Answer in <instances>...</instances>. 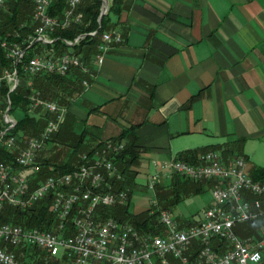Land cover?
<instances>
[{
	"label": "crops",
	"instance_id": "obj_1",
	"mask_svg": "<svg viewBox=\"0 0 264 264\" xmlns=\"http://www.w3.org/2000/svg\"><path fill=\"white\" fill-rule=\"evenodd\" d=\"M120 20L121 41L92 59L64 119L102 113L113 134L140 123L146 161L242 139L238 149L264 163V0H133Z\"/></svg>",
	"mask_w": 264,
	"mask_h": 264
},
{
	"label": "built area",
	"instance_id": "obj_2",
	"mask_svg": "<svg viewBox=\"0 0 264 264\" xmlns=\"http://www.w3.org/2000/svg\"><path fill=\"white\" fill-rule=\"evenodd\" d=\"M6 0H0V8ZM50 0H33L32 18L36 26L25 41L47 40V32L56 20L47 14ZM68 9L62 23L77 20L74 12L80 0H66ZM78 38V37H77ZM77 38L74 39L77 40ZM118 33L103 32L94 55V64L102 62L110 43H118ZM6 55L18 58L23 49L18 43L1 41ZM26 46V47H27ZM79 55L62 53L56 57L42 53L29 56L23 70L28 74L53 72L63 75L69 67H82ZM82 70H85V68ZM9 70L0 67V81L9 80ZM81 84L86 86V81ZM29 111L39 107L50 114L42 129L32 136L18 137L12 130L16 121L0 109V148L14 153L12 162L0 161V210L9 207L17 210L32 209L43 200L53 220L51 231L23 227L11 223L0 224V264H24L14 252L26 247L35 248L44 254V264L49 258H65L67 264H188L183 255L191 241L200 245L197 261L201 264H260L264 251V232L258 239L239 240L232 232L238 223L249 222L264 214V183L245 174V161L236 156L224 162L220 153L208 150L198 155L196 163L172 156L169 159L151 160L152 172L146 183L152 189L155 183L170 179L171 175L193 180H213L212 203L194 225L177 229L169 214L159 215V222L166 228L164 237L139 236L129 225H120L111 219L94 222L92 216L97 206H109L114 201H123L124 193L98 192L105 174H112L113 166L102 152L92 157L81 154L82 163L75 169L48 175L31 185L39 172L37 153L51 140L63 121L64 109L52 101L37 97V91L29 95ZM7 112V110H6ZM8 114V112H7ZM118 145L107 144L116 149ZM27 170V173H22ZM107 175V176H108ZM48 199V201L46 200ZM210 240L223 242V250L216 252Z\"/></svg>",
	"mask_w": 264,
	"mask_h": 264
},
{
	"label": "trees",
	"instance_id": "obj_3",
	"mask_svg": "<svg viewBox=\"0 0 264 264\" xmlns=\"http://www.w3.org/2000/svg\"><path fill=\"white\" fill-rule=\"evenodd\" d=\"M132 2L133 0H108L107 12L102 14L99 21H97L101 0H80L74 8V12L79 14V18L77 20L70 19V22L64 25L62 20L68 9L67 1L50 0L47 14L53 17L57 24L47 32L48 41L38 39L27 46L28 43L25 39L32 34L36 26V21L32 18L33 0L5 1L0 8V42L3 40L16 42L24 49L20 61L14 63L13 57L6 55V50L0 45V67L7 70L15 69L18 76V83L11 91H8L9 86L5 80L0 81V109L2 110L6 105L7 94L10 110L23 111L22 115L16 118V123L12 130L13 134L21 138L35 135L42 129L46 119L50 117L47 112H41L39 107L31 113L29 112L30 100L28 95L32 91H37L38 98L44 101H52L65 110L73 102L74 96H80L81 80H85L87 86L88 80L90 81L96 73V70L91 68V61L97 52L100 35L103 32L118 33L121 41V36L124 33L120 34L116 29L122 23L120 20L122 12L126 11ZM78 36L81 37L74 41ZM67 42L71 44H67ZM118 43H110L109 46ZM65 52L79 55L83 60L82 67L85 70H82V67L71 66L63 75L53 72H41L30 75L25 74L22 70V64L33 54L42 53L56 57ZM193 97L194 95L187 100L185 106L190 104ZM100 105L91 106L87 109V113L91 111L101 112ZM139 124L132 122L123 123L114 134L110 132L106 134L104 124L101 126L92 124L94 127L93 133L83 129L77 136L74 134L68 135L65 140L68 141L67 144L71 147V151L68 153L66 160L53 164L46 159L39 158L37 160L39 172L31 178V185H36V182L48 175L65 173L75 169L82 163V159L79 157L81 154L92 157L96 152L103 151V154L113 166V171L111 175L102 171L105 174V178L97 191H107L115 195L124 193V200L121 202L114 201L109 206L95 207L92 220L94 222H103L111 219L117 224L131 226L139 236L164 237L166 228L159 222L160 213L163 211L167 212L166 210L180 201L182 196L190 192L197 193L200 191V183L204 179L193 180L172 174L169 180L157 182L153 185L152 190L155 200L150 208L131 212L129 210L131 190L135 185L134 179L139 173V165L142 160L141 154L144 150L138 144L135 134V129ZM1 127L2 125H0ZM58 130L51 136V140L58 136ZM87 133L89 137L96 140L95 143L85 147L78 155H75ZM241 140L233 139L222 143L186 149L178 152L176 156L181 160L196 163L199 154L214 150L218 151L222 159L228 162L237 156L235 149H238L237 146ZM109 143L118 146L114 150L107 147ZM13 157V152L0 148V161L12 162ZM243 158L246 159L245 156ZM248 175L251 179L264 183V167L262 166H251L248 169ZM46 200L48 201V199ZM42 203L43 200H40L32 209L28 210L3 207L0 210V224L11 223L27 228L34 227L51 231L52 226L50 224L53 223V220L50 214L46 212V206H42ZM262 208L264 209V202L262 203ZM252 222L255 224V231L252 230L246 234V237L253 236L252 238L258 239L260 236L257 231L264 228V214L250 221V223ZM195 223L196 221L185 220L184 223L180 221L175 226L177 229H183ZM210 245L216 252L223 250L222 241L210 240ZM4 246L0 242V247ZM7 248L14 252L16 257L24 264H44V254L35 248L26 247L20 251L15 248ZM199 249L200 245L197 241L190 242V245L183 253L188 260V264H201L197 261ZM45 264H67V261L65 258H49L46 259Z\"/></svg>",
	"mask_w": 264,
	"mask_h": 264
},
{
	"label": "rangeland",
	"instance_id": "obj_4",
	"mask_svg": "<svg viewBox=\"0 0 264 264\" xmlns=\"http://www.w3.org/2000/svg\"><path fill=\"white\" fill-rule=\"evenodd\" d=\"M7 43H12V42H7ZM22 56L23 54L19 56L18 58L13 57L12 58L13 62L14 63L19 62ZM25 63L26 61L22 64V70L24 68ZM9 72H10L9 73L10 79L5 80V81L7 82L9 86L8 91H11L18 83V76L16 75L15 69L9 70ZM23 72L25 74H28L27 72H25V70H23ZM30 75H34V74H30ZM14 83L15 85L12 88V85ZM29 95H28V99H29ZM74 100H76V102L79 103L81 98L80 96H74L73 101ZM80 109H83V107H80ZM32 111H29V112L31 113ZM2 112L12 117L15 121H16V118H19L23 113V111L21 110H10V104H9L7 94H6V105L3 107ZM94 119H96L97 125L101 126L102 124H105L106 134L110 132L111 122L108 119H106L102 113H97V114L94 113L93 115L90 114L84 120L67 117L64 123H62L61 126L59 127L58 136L52 140H49L45 144V146L41 148V150L37 153V160L39 158L46 159L50 163H53V164L64 162L68 156V153L71 151V147L67 144L68 141L65 140V138H67L68 135H73V134L77 136L80 133V131H82L83 129L87 130V132L93 133L94 127L92 126V124L94 122ZM118 121L121 122L120 119ZM95 141L96 140H94L92 137H89L87 133L83 139V143H81L75 155H78L85 147H89L93 145ZM255 151H256V156H258L259 154H264V150L256 149ZM172 153L174 152L172 151ZM235 154L242 158L245 155L250 156L251 159L249 158V160L243 158L245 159L244 160L245 161V174L247 175H248V169L253 165L264 167V163L258 161L256 157H252L250 155V152L246 150L235 149ZM169 158L170 156L161 158V159L166 160ZM155 159H158V158H155ZM151 172H152V169L150 166V161H146L145 157H143V160H141V163L139 165V173L134 179L135 185L133 189L131 190L130 203H129V210L131 212H137L142 209L150 208L152 206V203L155 200L154 192L152 189H149L146 186L148 177ZM22 173L24 174L27 173V170H22ZM29 181L31 182L30 179ZM212 185H213V180H205V179L202 180V182L200 183V191H198L197 193L190 192L186 194L185 196H182L180 201H178L176 204H174V206H171L166 210L175 225H178L180 221L183 223L185 222V220L192 222V221H197L198 219L202 217L201 215L202 211H204L212 203L211 191H210ZM254 226L255 224L253 222L250 223V221L244 222V223H238L232 227V232L235 234V236L239 240L241 241L246 240L247 238L253 237V236L246 237V234H248L252 230L255 231ZM262 232H264V228H261L260 231H257V234H259L260 236ZM262 256L264 257V251L262 252Z\"/></svg>",
	"mask_w": 264,
	"mask_h": 264
},
{
	"label": "water",
	"instance_id": "obj_5",
	"mask_svg": "<svg viewBox=\"0 0 264 264\" xmlns=\"http://www.w3.org/2000/svg\"><path fill=\"white\" fill-rule=\"evenodd\" d=\"M107 12V0H101V6L100 11L97 16V21H99L102 14H105ZM15 83L12 85V88L14 87Z\"/></svg>",
	"mask_w": 264,
	"mask_h": 264
},
{
	"label": "bare ground",
	"instance_id": "obj_6",
	"mask_svg": "<svg viewBox=\"0 0 264 264\" xmlns=\"http://www.w3.org/2000/svg\"><path fill=\"white\" fill-rule=\"evenodd\" d=\"M108 2V1H107ZM108 4V3H107ZM81 37V36H80ZM79 38V37H78ZM77 38V39H78ZM67 44H71V43H69V42H67ZM63 119H64V116H63ZM63 122V121H62ZM62 124V123H61ZM60 127V126H59ZM224 161V160H223ZM225 163H226V161H224ZM28 181H29V179H28ZM261 261H262V259H261ZM261 263V262H260Z\"/></svg>",
	"mask_w": 264,
	"mask_h": 264
}]
</instances>
